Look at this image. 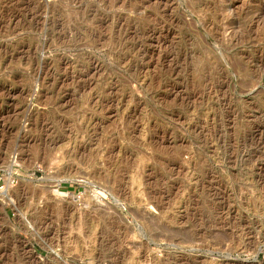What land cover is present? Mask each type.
<instances>
[{
  "label": "rangeland",
  "instance_id": "1",
  "mask_svg": "<svg viewBox=\"0 0 264 264\" xmlns=\"http://www.w3.org/2000/svg\"><path fill=\"white\" fill-rule=\"evenodd\" d=\"M0 264H264V0H0Z\"/></svg>",
  "mask_w": 264,
  "mask_h": 264
},
{
  "label": "bare ground",
  "instance_id": "2",
  "mask_svg": "<svg viewBox=\"0 0 264 264\" xmlns=\"http://www.w3.org/2000/svg\"><path fill=\"white\" fill-rule=\"evenodd\" d=\"M6 183H7V182H6ZM8 183H9V182H8ZM10 183H11V181H10ZM7 186H9V185L7 184ZM6 188H7V187H5V188L3 187V189L1 188V189L3 190V192L1 191L2 196H3L4 198H10V197H11V196H9V192H10V191L8 192V190H7ZM10 195H11V194H10ZM4 198H3V199H4ZM10 199H11V198H10Z\"/></svg>",
  "mask_w": 264,
  "mask_h": 264
},
{
  "label": "built area",
  "instance_id": "3",
  "mask_svg": "<svg viewBox=\"0 0 264 264\" xmlns=\"http://www.w3.org/2000/svg\"><path fill=\"white\" fill-rule=\"evenodd\" d=\"M3 188V187H2Z\"/></svg>",
  "mask_w": 264,
  "mask_h": 264
}]
</instances>
